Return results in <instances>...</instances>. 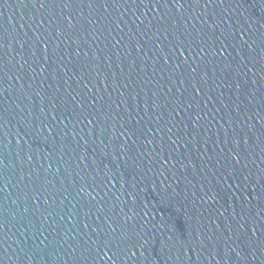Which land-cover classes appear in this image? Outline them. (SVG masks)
I'll use <instances>...</instances> for the list:
<instances>
[{
  "label": "water",
  "instance_id": "95a60500",
  "mask_svg": "<svg viewBox=\"0 0 264 264\" xmlns=\"http://www.w3.org/2000/svg\"><path fill=\"white\" fill-rule=\"evenodd\" d=\"M264 110V0H0V264H190Z\"/></svg>",
  "mask_w": 264,
  "mask_h": 264
}]
</instances>
